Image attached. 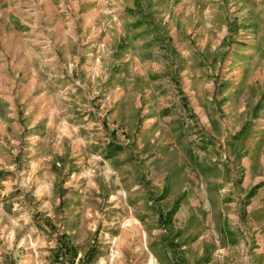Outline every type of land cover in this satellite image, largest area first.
I'll return each mask as SVG.
<instances>
[{
    "label": "rangeland",
    "instance_id": "1",
    "mask_svg": "<svg viewBox=\"0 0 264 264\" xmlns=\"http://www.w3.org/2000/svg\"><path fill=\"white\" fill-rule=\"evenodd\" d=\"M0 264H264V0H0Z\"/></svg>",
    "mask_w": 264,
    "mask_h": 264
}]
</instances>
